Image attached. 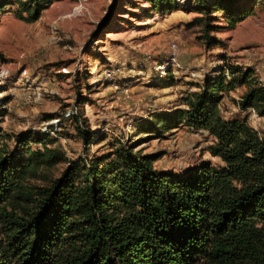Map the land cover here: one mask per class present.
I'll list each match as a JSON object with an SVG mask.
<instances>
[{"label":"trees","instance_id":"16d2710c","mask_svg":"<svg viewBox=\"0 0 264 264\" xmlns=\"http://www.w3.org/2000/svg\"><path fill=\"white\" fill-rule=\"evenodd\" d=\"M54 1L0 0V15L14 7L18 18L36 21ZM258 1L194 0L200 39L218 43L217 32L236 26ZM150 2L160 13L185 6ZM228 69L232 78L223 67L196 84L184 106L157 111L143 126L157 133L182 124L208 130L220 165L205 160L184 173L161 170L156 154L121 142L55 176L52 168L67 156L50 144V132L26 130L10 148L0 130V264H264V133L246 117L226 118L221 108L239 81L247 84L240 105L264 116V84L251 67ZM71 115L92 141L95 133Z\"/></svg>","mask_w":264,"mask_h":264},{"label":"rangeland","instance_id":"374dc122","mask_svg":"<svg viewBox=\"0 0 264 264\" xmlns=\"http://www.w3.org/2000/svg\"><path fill=\"white\" fill-rule=\"evenodd\" d=\"M193 1L160 13L150 0H56L31 22L8 7L0 15L1 139L15 148L19 133L50 132V144L67 156L52 168L55 176L71 161L90 162L121 142L156 154L154 165L170 172H188L205 160L223 164L209 150L216 137L206 129L143 127L155 112L184 106L187 93L223 67L228 78L230 65L251 67V77L264 84V0L236 26L218 31L210 47L193 21ZM246 89L237 81L222 112L246 117L264 133V116L240 105ZM72 112L95 133L92 141L78 131Z\"/></svg>","mask_w":264,"mask_h":264},{"label":"built area","instance_id":"2783aa9c","mask_svg":"<svg viewBox=\"0 0 264 264\" xmlns=\"http://www.w3.org/2000/svg\"><path fill=\"white\" fill-rule=\"evenodd\" d=\"M3 75V74H2ZM254 111H256V109L255 108H252ZM68 114H70V112L68 113Z\"/></svg>","mask_w":264,"mask_h":264}]
</instances>
